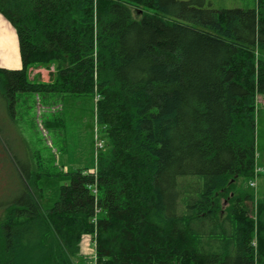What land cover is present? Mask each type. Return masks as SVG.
<instances>
[{"label":"trees","instance_id":"obj_1","mask_svg":"<svg viewBox=\"0 0 264 264\" xmlns=\"http://www.w3.org/2000/svg\"><path fill=\"white\" fill-rule=\"evenodd\" d=\"M0 14L22 61L0 68L7 105L88 96L106 140L90 170L40 158L17 170L0 264H83L94 233L97 264H264V194L236 186L255 170L264 0H0ZM38 68L49 81L29 78ZM62 124L61 110L44 120ZM59 176L68 182L45 209L37 182Z\"/></svg>","mask_w":264,"mask_h":264},{"label":"rangeland","instance_id":"obj_2","mask_svg":"<svg viewBox=\"0 0 264 264\" xmlns=\"http://www.w3.org/2000/svg\"><path fill=\"white\" fill-rule=\"evenodd\" d=\"M206 1L214 9L256 7V0ZM21 65L16 31L0 14V68L17 70ZM49 71L44 68L31 69L29 78H36V82L49 81ZM48 99L47 95L23 93L18 94L17 101L10 106L0 96V206L19 195L17 170L27 168L28 163L34 169L35 161L40 158L44 167H49L50 160H53L63 172L69 173L78 168L90 170L94 167L99 144L104 149L106 140L95 121V100L88 96ZM58 110H61L63 120L61 128L45 127L46 117ZM255 170V191L246 177H241L236 186L241 191L255 193L258 200L264 194V96L257 97L255 112ZM67 182L66 176L42 177L37 182L42 190L41 206L45 209L52 207L59 197L60 186ZM1 214L0 207V218ZM86 253L91 254V251L87 249Z\"/></svg>","mask_w":264,"mask_h":264},{"label":"built area","instance_id":"obj_3","mask_svg":"<svg viewBox=\"0 0 264 264\" xmlns=\"http://www.w3.org/2000/svg\"><path fill=\"white\" fill-rule=\"evenodd\" d=\"M256 173H257V170L254 171V179H251L249 181V186L253 187L254 191L256 187V182H255L256 175H257ZM95 221L96 220L94 218L93 223H95ZM82 244L86 248V250L88 249L89 251H91V254H86L85 256H83V264H97L96 263L97 258H96V235L95 233L93 235L91 234L84 235L82 238Z\"/></svg>","mask_w":264,"mask_h":264},{"label":"crops","instance_id":"obj_4","mask_svg":"<svg viewBox=\"0 0 264 264\" xmlns=\"http://www.w3.org/2000/svg\"><path fill=\"white\" fill-rule=\"evenodd\" d=\"M6 24H7V23H6ZM8 28H9V30H10V31H11V33H12V34H11V35H12V37H14V32H13V30L11 29V27H10V26H9Z\"/></svg>","mask_w":264,"mask_h":264}]
</instances>
